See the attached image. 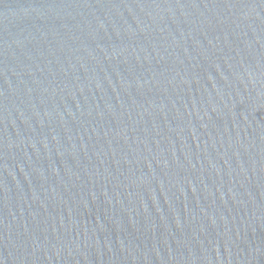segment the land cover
I'll list each match as a JSON object with an SVG mask.
<instances>
[{
  "label": "water",
  "instance_id": "1",
  "mask_svg": "<svg viewBox=\"0 0 264 264\" xmlns=\"http://www.w3.org/2000/svg\"><path fill=\"white\" fill-rule=\"evenodd\" d=\"M0 264H264V0H0Z\"/></svg>",
  "mask_w": 264,
  "mask_h": 264
}]
</instances>
